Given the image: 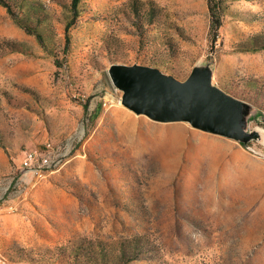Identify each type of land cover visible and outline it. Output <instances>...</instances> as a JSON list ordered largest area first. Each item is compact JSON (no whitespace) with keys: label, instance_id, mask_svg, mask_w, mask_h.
<instances>
[{"label":"rangeland","instance_id":"374dc122","mask_svg":"<svg viewBox=\"0 0 264 264\" xmlns=\"http://www.w3.org/2000/svg\"><path fill=\"white\" fill-rule=\"evenodd\" d=\"M0 4V251L8 264H264V0ZM216 32V34H215ZM212 82L253 107L244 144L122 102L112 64ZM97 110V111H96ZM50 141L60 166L21 168Z\"/></svg>","mask_w":264,"mask_h":264},{"label":"water","instance_id":"95a60500","mask_svg":"<svg viewBox=\"0 0 264 264\" xmlns=\"http://www.w3.org/2000/svg\"><path fill=\"white\" fill-rule=\"evenodd\" d=\"M108 73L123 92L121 102L136 114L162 122L186 121L244 144L259 137L256 130H247L252 105L214 84L209 64L194 65L184 80L143 64L115 63Z\"/></svg>","mask_w":264,"mask_h":264},{"label":"built area","instance_id":"2783aa9c","mask_svg":"<svg viewBox=\"0 0 264 264\" xmlns=\"http://www.w3.org/2000/svg\"><path fill=\"white\" fill-rule=\"evenodd\" d=\"M63 155L52 142L47 141L42 150H28L21 158L20 166L31 172L36 178H43L60 166ZM0 264H8L7 258L1 251Z\"/></svg>","mask_w":264,"mask_h":264},{"label":"trees","instance_id":"16d2710c","mask_svg":"<svg viewBox=\"0 0 264 264\" xmlns=\"http://www.w3.org/2000/svg\"><path fill=\"white\" fill-rule=\"evenodd\" d=\"M79 2L80 0H71V7L73 8V10H75V12L78 10ZM0 4L6 6L8 9H11L10 4L6 0H0ZM209 13L211 16V26L216 31L221 24V20H220L219 12L212 3V0H209Z\"/></svg>","mask_w":264,"mask_h":264}]
</instances>
